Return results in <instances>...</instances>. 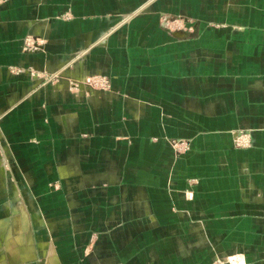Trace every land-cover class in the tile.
Instances as JSON below:
<instances>
[{"label":"crops","instance_id":"obj_1","mask_svg":"<svg viewBox=\"0 0 264 264\" xmlns=\"http://www.w3.org/2000/svg\"><path fill=\"white\" fill-rule=\"evenodd\" d=\"M0 116V264H264V0H0Z\"/></svg>","mask_w":264,"mask_h":264},{"label":"built area","instance_id":"obj_2","mask_svg":"<svg viewBox=\"0 0 264 264\" xmlns=\"http://www.w3.org/2000/svg\"><path fill=\"white\" fill-rule=\"evenodd\" d=\"M25 49L27 51H30V52H33L35 50H37V46H35L31 40H27L26 44H25ZM58 75H55V76H49L47 77V82L52 80L53 78L57 77ZM92 82H94V84H92L93 86H96V87H102L104 89L108 88L109 87V80L106 79V78H101V79H95L93 80ZM1 116H0V121H1ZM249 137H248V134L244 133V132H241V134L235 139V144L236 146H243V141H248Z\"/></svg>","mask_w":264,"mask_h":264},{"label":"rangeland","instance_id":"obj_3","mask_svg":"<svg viewBox=\"0 0 264 264\" xmlns=\"http://www.w3.org/2000/svg\"><path fill=\"white\" fill-rule=\"evenodd\" d=\"M122 19H129V18H122ZM44 76H45V75H44ZM42 78H43V77H42ZM55 79H56V78H55ZM95 79L98 80V79H101V78H92V79H90V80H91L90 82H91L92 84H94V82H92V81L95 80ZM43 80L47 82V77H44ZM108 85L110 86V80H109V84H108ZM95 87H96V86H95ZM243 144H244L243 146H238V147H246V146H249V145H250V139H248V141H245V140H244V141H243ZM235 145H236V144H235Z\"/></svg>","mask_w":264,"mask_h":264}]
</instances>
